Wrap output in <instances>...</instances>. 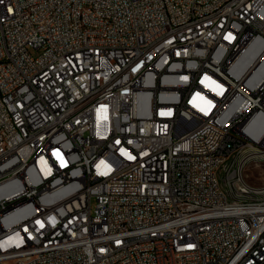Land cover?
Returning <instances> with one entry per match:
<instances>
[{
	"label": "built area",
	"instance_id": "built-area-1",
	"mask_svg": "<svg viewBox=\"0 0 264 264\" xmlns=\"http://www.w3.org/2000/svg\"><path fill=\"white\" fill-rule=\"evenodd\" d=\"M253 146L264 0H0V264H264Z\"/></svg>",
	"mask_w": 264,
	"mask_h": 264
},
{
	"label": "rangeland",
	"instance_id": "rangeland-1",
	"mask_svg": "<svg viewBox=\"0 0 264 264\" xmlns=\"http://www.w3.org/2000/svg\"><path fill=\"white\" fill-rule=\"evenodd\" d=\"M260 148L262 151H264V148ZM261 156L262 158L260 159ZM238 158L242 166L246 165L245 172L242 171V174L246 181H249L250 183L258 187L264 186V152L257 156H252L250 155V152H248L247 155H239Z\"/></svg>",
	"mask_w": 264,
	"mask_h": 264
},
{
	"label": "bare ground",
	"instance_id": "bare-ground-1",
	"mask_svg": "<svg viewBox=\"0 0 264 264\" xmlns=\"http://www.w3.org/2000/svg\"><path fill=\"white\" fill-rule=\"evenodd\" d=\"M264 148V146H253L250 147L248 149V152H250V155L254 156V155H259L261 154L262 151L261 148ZM241 158V157H239ZM238 156H234V164H229V178H237L238 177V166H242V164L239 161ZM245 158V157H244ZM253 158V157H252ZM262 158V156L260 157V159ZM240 184L241 185H248V182L246 181V179L244 178L242 171L240 173ZM255 237H264V223L261 227V229L255 230Z\"/></svg>",
	"mask_w": 264,
	"mask_h": 264
},
{
	"label": "crops",
	"instance_id": "crops-1",
	"mask_svg": "<svg viewBox=\"0 0 264 264\" xmlns=\"http://www.w3.org/2000/svg\"><path fill=\"white\" fill-rule=\"evenodd\" d=\"M245 172V171H244ZM246 177V176H245Z\"/></svg>",
	"mask_w": 264,
	"mask_h": 264
}]
</instances>
